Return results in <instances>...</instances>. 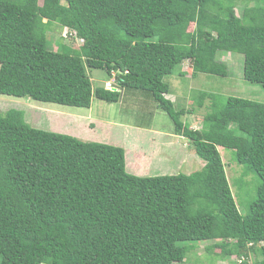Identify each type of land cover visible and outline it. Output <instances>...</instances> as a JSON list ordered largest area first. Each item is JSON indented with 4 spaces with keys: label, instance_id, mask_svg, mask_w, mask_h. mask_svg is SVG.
<instances>
[{
    "label": "trees",
    "instance_id": "obj_1",
    "mask_svg": "<svg viewBox=\"0 0 264 264\" xmlns=\"http://www.w3.org/2000/svg\"><path fill=\"white\" fill-rule=\"evenodd\" d=\"M238 2L254 6L239 17ZM53 23L82 49L51 50ZM219 52L243 54L244 80L264 90V0H0V95L90 108L94 97L145 91L205 162L189 175L140 177L119 146L0 113V264H179L201 242L232 264H264V104L228 97L196 129L181 121L195 112L166 98L164 79L186 61L193 77L227 76ZM93 69L115 74L116 91L94 88ZM212 97L197 93V108ZM219 148L258 179L245 214Z\"/></svg>",
    "mask_w": 264,
    "mask_h": 264
},
{
    "label": "rangeland",
    "instance_id": "obj_2",
    "mask_svg": "<svg viewBox=\"0 0 264 264\" xmlns=\"http://www.w3.org/2000/svg\"><path fill=\"white\" fill-rule=\"evenodd\" d=\"M252 6L253 3L238 2L235 5L237 16L241 17L243 10ZM193 29L194 25L191 24L188 31ZM69 32L67 28L53 23L47 32L51 50L63 52L64 49H82V42ZM217 58L228 66L225 77L204 73L193 77L190 74L191 64L186 61L176 67L172 76L164 79L170 86L166 98L174 102L177 110L186 108L191 113L195 112L186 113L181 121L196 129L202 126L203 117L200 115L221 110L228 97H240L264 104L261 85L247 82L243 78V54L219 52ZM88 73L94 88H107L106 82L111 78L112 88L117 86L115 74L109 78L104 70L99 69L88 70ZM201 91L211 93L213 100L207 99L204 107L199 109L196 96ZM11 109L22 111L26 122L34 128L123 148L127 171L136 176L189 175L201 171L205 165L190 142L174 134V125L169 116L157 107L151 95L145 91L123 92L121 101L117 103L94 97L90 108L67 107L28 97L0 95V113ZM219 151L238 209L245 214L249 202L255 197L258 179L253 174L243 175V167L236 161L234 151L224 148H219ZM194 244L186 259L179 264H232L235 261V257L225 260L218 258L220 249L213 247L214 242Z\"/></svg>",
    "mask_w": 264,
    "mask_h": 264
},
{
    "label": "built area",
    "instance_id": "obj_3",
    "mask_svg": "<svg viewBox=\"0 0 264 264\" xmlns=\"http://www.w3.org/2000/svg\"><path fill=\"white\" fill-rule=\"evenodd\" d=\"M72 35L75 36L76 33L72 31ZM80 41L82 42V40H80ZM113 75H114V74H113ZM112 83H113V82H112V79H111L110 81L106 82L107 89H113V88H112Z\"/></svg>",
    "mask_w": 264,
    "mask_h": 264
},
{
    "label": "water",
    "instance_id": "obj_4",
    "mask_svg": "<svg viewBox=\"0 0 264 264\" xmlns=\"http://www.w3.org/2000/svg\"><path fill=\"white\" fill-rule=\"evenodd\" d=\"M112 90L116 91V89H112Z\"/></svg>",
    "mask_w": 264,
    "mask_h": 264
},
{
    "label": "clouds",
    "instance_id": "obj_5",
    "mask_svg": "<svg viewBox=\"0 0 264 264\" xmlns=\"http://www.w3.org/2000/svg\"><path fill=\"white\" fill-rule=\"evenodd\" d=\"M112 79V78H111ZM116 89V88H115Z\"/></svg>",
    "mask_w": 264,
    "mask_h": 264
}]
</instances>
